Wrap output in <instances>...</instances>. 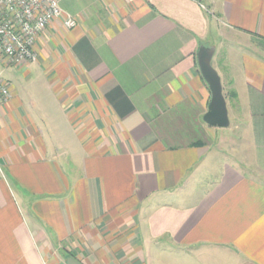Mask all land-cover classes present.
Here are the masks:
<instances>
[{
	"label": "crops",
	"instance_id": "crops-1",
	"mask_svg": "<svg viewBox=\"0 0 264 264\" xmlns=\"http://www.w3.org/2000/svg\"><path fill=\"white\" fill-rule=\"evenodd\" d=\"M0 79V264H264V0H61ZM213 47L229 126L203 122ZM226 130V131H225ZM63 259V262L59 261Z\"/></svg>",
	"mask_w": 264,
	"mask_h": 264
},
{
	"label": "built area",
	"instance_id": "built-area-1",
	"mask_svg": "<svg viewBox=\"0 0 264 264\" xmlns=\"http://www.w3.org/2000/svg\"><path fill=\"white\" fill-rule=\"evenodd\" d=\"M61 0H0V56L10 65L22 67L37 62L31 47L37 36L56 19L63 18L67 28L76 22L63 14ZM10 98L9 89L0 79V104Z\"/></svg>",
	"mask_w": 264,
	"mask_h": 264
},
{
	"label": "water",
	"instance_id": "water-1",
	"mask_svg": "<svg viewBox=\"0 0 264 264\" xmlns=\"http://www.w3.org/2000/svg\"><path fill=\"white\" fill-rule=\"evenodd\" d=\"M213 54V47H200L197 53V64L200 74L211 94L207 112L203 116V122L210 127L227 128L229 126V119L226 102L222 92L221 79L211 64ZM64 263L82 264L76 258L69 255L65 257Z\"/></svg>",
	"mask_w": 264,
	"mask_h": 264
},
{
	"label": "rangeland",
	"instance_id": "rangeland-1",
	"mask_svg": "<svg viewBox=\"0 0 264 264\" xmlns=\"http://www.w3.org/2000/svg\"><path fill=\"white\" fill-rule=\"evenodd\" d=\"M212 64L214 66V62ZM16 70L12 71L16 75V78L13 80L7 77L5 73H0V76L2 79H9V81H11L12 85L15 86L18 91L31 92L32 89L36 88L35 85H38V82H36L34 79V77L37 75V72H34V68H31L30 70H21L20 72H15ZM59 261L63 262V259L59 258Z\"/></svg>",
	"mask_w": 264,
	"mask_h": 264
}]
</instances>
